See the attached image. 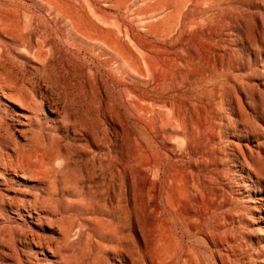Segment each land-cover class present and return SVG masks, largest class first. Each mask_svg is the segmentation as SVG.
Returning a JSON list of instances; mask_svg holds the SVG:
<instances>
[{"label": "rangeland", "instance_id": "1", "mask_svg": "<svg viewBox=\"0 0 264 264\" xmlns=\"http://www.w3.org/2000/svg\"><path fill=\"white\" fill-rule=\"evenodd\" d=\"M0 264H264V0H0Z\"/></svg>", "mask_w": 264, "mask_h": 264}, {"label": "bare ground", "instance_id": "2", "mask_svg": "<svg viewBox=\"0 0 264 264\" xmlns=\"http://www.w3.org/2000/svg\"><path fill=\"white\" fill-rule=\"evenodd\" d=\"M239 100H241V98H239ZM248 148V147H247ZM248 161V160H247ZM254 169V168H253Z\"/></svg>", "mask_w": 264, "mask_h": 264}]
</instances>
